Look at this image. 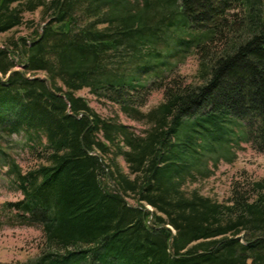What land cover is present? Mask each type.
<instances>
[{"label": "trees", "instance_id": "obj_1", "mask_svg": "<svg viewBox=\"0 0 264 264\" xmlns=\"http://www.w3.org/2000/svg\"><path fill=\"white\" fill-rule=\"evenodd\" d=\"M3 35L0 134L38 162L23 172L0 142L23 198L4 207L41 226L34 264H264V179L226 203L187 188L235 124L264 154V0H0ZM172 46L198 57V83L165 81ZM84 89L146 129L103 119Z\"/></svg>", "mask_w": 264, "mask_h": 264}, {"label": "rangeland", "instance_id": "obj_2", "mask_svg": "<svg viewBox=\"0 0 264 264\" xmlns=\"http://www.w3.org/2000/svg\"><path fill=\"white\" fill-rule=\"evenodd\" d=\"M25 18L39 24L40 13L26 14ZM28 33L27 29L19 28L15 36H25ZM7 36H0V45ZM168 54L170 56L167 58L164 56V60L169 61L174 67L171 73L167 71L166 76H163L165 81L178 77L186 83H198L199 59L193 51L181 53L172 46L169 47ZM75 95L84 98L103 119H113L117 123L124 124L138 135L146 129L143 122L130 119L118 105L108 100L96 99L88 89L78 91ZM162 101L163 91H153L142 110L147 112ZM233 130L235 137L228 143L227 154L219 156L217 161L207 159L203 165V173H200L193 182L188 183L189 190L196 189L203 196L210 197L219 203H226L231 197V190L235 183L245 185L247 181L264 179V154L253 149L243 134L242 124H235ZM0 142L23 172L38 165L35 151L30 149L23 134H0ZM119 163L127 172L124 161L119 159ZM6 172V166L0 164V264H34L42 249L41 226L38 224L22 225L20 219L14 217L4 207L5 204L16 203L23 199L13 178L9 177Z\"/></svg>", "mask_w": 264, "mask_h": 264}]
</instances>
